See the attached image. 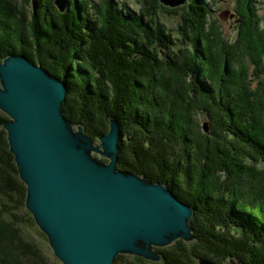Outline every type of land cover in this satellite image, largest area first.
I'll list each match as a JSON object with an SVG mask.
<instances>
[{
	"label": "trees",
	"instance_id": "1",
	"mask_svg": "<svg viewBox=\"0 0 264 264\" xmlns=\"http://www.w3.org/2000/svg\"><path fill=\"white\" fill-rule=\"evenodd\" d=\"M53 1L34 0L24 23L12 1L0 0V61L21 53L63 80L65 117L92 137L105 133L114 116L127 134L119 140L117 167L166 183L193 207L196 239L161 248V264H194L197 257L264 264V23L256 1L223 0L233 3L239 22L235 45L209 20L220 0H186L172 9L181 15L180 45L155 12L144 20L142 10L136 14L112 0L78 6L66 0L67 9L59 11ZM156 1L146 0L145 8ZM239 44L243 61L240 51L231 53ZM80 54L89 68L73 64ZM195 112L209 119V134L199 130ZM3 148L0 165L23 189L5 142ZM12 182L6 179L5 188ZM123 258L147 263L117 254L113 264Z\"/></svg>",
	"mask_w": 264,
	"mask_h": 264
},
{
	"label": "water",
	"instance_id": "2",
	"mask_svg": "<svg viewBox=\"0 0 264 264\" xmlns=\"http://www.w3.org/2000/svg\"><path fill=\"white\" fill-rule=\"evenodd\" d=\"M174 7L185 0H160ZM59 11L65 0H54ZM67 85L21 53L0 61V110L24 205L63 264H113L117 254L157 262L177 239H196L194 209L169 186L119 169L120 127L92 137L64 115ZM203 129L207 131L206 124ZM197 264H217L197 257Z\"/></svg>",
	"mask_w": 264,
	"mask_h": 264
},
{
	"label": "rangeland",
	"instance_id": "3",
	"mask_svg": "<svg viewBox=\"0 0 264 264\" xmlns=\"http://www.w3.org/2000/svg\"><path fill=\"white\" fill-rule=\"evenodd\" d=\"M9 1L10 3L12 1V3L16 5L18 10L20 11L18 15L21 18V21H24V23H26V18H30L31 15L34 13V9H35L34 0H9ZM81 1L82 0H71L70 5H72L75 2L78 6L80 5ZM112 1L117 3V7H121L122 4L123 5L126 4L128 6V9L135 12L136 14L142 10L146 14V16H144L145 17L144 20H149L150 19L149 17L152 16V14L155 12L157 14V22L162 27H164L165 31L170 32L172 34V38H174L175 41H177L176 40L177 37L179 38L182 37V35H179L177 31L179 27V23L181 22L180 12L179 11L174 12L172 11V9L173 8L176 9L177 7L183 4L171 7L163 4L160 0H158L156 2L159 3L160 5L157 4L156 2L150 3L148 10L147 8H145L146 0H112ZM255 1L257 3L259 18L261 19V23L263 24L264 0H255ZM68 5L69 3L66 6L68 7ZM82 11H83L82 8H79L78 10L79 16L81 15ZM93 12L94 10H92V13ZM149 12H151V14H148ZM230 12H234L233 3H227L223 0H220L216 4L211 6L212 15L210 16L209 20L213 22V24L218 28V30L221 31L227 43H233L235 45L236 43L233 40L235 39V36L237 34V30H238L237 24L239 22H237L238 21L236 19L237 17L235 15H231ZM12 25L15 26V22ZM175 44L180 45L178 41ZM243 44L241 45L239 44L241 49H239V47L236 46L231 48L232 54L238 53V51H240L238 57L240 61H243V56L245 57L247 56L246 53L243 51L244 48ZM87 62H88L87 57L86 56L83 57L80 54L78 57H76V62H74L73 64L74 65L77 64V67L79 65H82L83 68H87V67L89 68V63ZM204 65L205 63L203 64L202 68H204ZM228 67L229 64L227 63L226 69H228ZM93 79L94 77L90 79L92 83H94ZM228 88L229 86H227L226 90H228ZM242 88L244 89L245 87ZM230 89L233 91L235 87L230 86ZM193 115L195 116V120H197L198 122L199 130L202 133L209 134L210 133L208 132L210 131L209 119L203 114L199 115L198 112L193 113ZM0 117L5 118L4 120H7L9 118V116L6 113H4L2 110H0ZM205 124L207 126V131L203 129ZM121 127H120V132L122 134L120 135L121 136L120 139L126 140L127 134L125 135V133H123L125 131H122ZM107 130H108V122L105 131ZM135 141H138V138H136ZM4 142L7 147L6 131L2 126V123H0V152L2 154L1 158L5 153V152L3 153ZM139 142L141 141L139 140ZM129 157L132 161H135L134 157L133 158H131V156ZM200 159L202 161L203 157ZM196 171H198V169H196ZM6 179L7 181L11 179L13 180L12 187L6 184L8 186V189L5 188V184H4V181H6ZM22 183L24 185L23 189L20 184L18 185V182L15 179L13 171L10 168H8V166L2 165L1 163L0 193L4 197L0 199V202L3 201V204H0V209H2L3 212L2 215L0 210V223L2 219L4 221L1 224L2 227L0 228V244H2L0 247V260L1 258L3 259V261L1 260L3 264H63L62 261L54 255L53 250L48 243L46 235L37 226L29 210L26 209L24 205L26 184L23 181ZM178 240H182V239H177L172 244L164 247L156 246L155 250L160 252L161 248L173 246L176 244ZM125 256H131V255H125ZM144 260L147 261L146 264H149L150 262L159 263V264L162 263L161 260L157 262H153L146 259ZM129 261H130L129 258H125L124 262H121L120 264H130ZM194 264H197L196 258ZM234 264H239V263L234 261Z\"/></svg>",
	"mask_w": 264,
	"mask_h": 264
},
{
	"label": "bare ground",
	"instance_id": "4",
	"mask_svg": "<svg viewBox=\"0 0 264 264\" xmlns=\"http://www.w3.org/2000/svg\"><path fill=\"white\" fill-rule=\"evenodd\" d=\"M186 1V0H185ZM65 3H66V0H65ZM129 162V161H128ZM171 258V257H170Z\"/></svg>",
	"mask_w": 264,
	"mask_h": 264
}]
</instances>
